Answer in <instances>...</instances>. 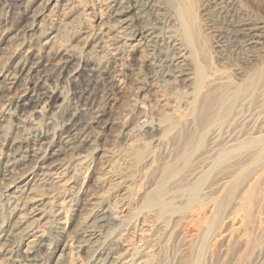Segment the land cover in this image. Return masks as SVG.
<instances>
[{"label": "bare ground", "instance_id": "bare-ground-1", "mask_svg": "<svg viewBox=\"0 0 264 264\" xmlns=\"http://www.w3.org/2000/svg\"><path fill=\"white\" fill-rule=\"evenodd\" d=\"M13 1L17 6V17L11 22L1 20L0 29L6 27L8 23H13L16 29H20L22 35L25 36L27 31H34L39 34L40 38L42 33L38 32L41 31L42 26L34 23L35 19L33 11L30 10L29 0ZM168 1L169 6L165 8L160 4L157 5L155 0H112V4L100 0L99 7L104 6L103 8L109 12V27L105 30V22L100 19L96 25V32L92 29L93 27H86L84 29L85 37L83 35L85 43L82 48L87 49L89 46L86 39L88 37L96 40V44H91L92 49L102 51L100 42L105 45L106 42H109L107 44L113 49L112 61L114 63L120 61L124 51L125 53L126 50L135 53L140 48V62L142 63L140 68H146V75L149 77L143 75L144 78L141 77L142 79L138 82L140 86L137 85V91L142 90L143 92V100L148 97L147 94L152 89L155 90L161 86L160 83L169 85L172 82H177L181 86L187 87L192 85V101L185 103L186 109H184L187 111L184 109L182 111H184L183 115L186 114V117L189 118L188 124H193V127L199 131L197 138L195 137V141L196 139L197 141L193 142L191 134H184L183 141H180L182 145L178 146V153L175 152L177 156L173 162L169 158L165 162L157 164L156 168H152V163L157 162L153 146L143 142V147L138 148L142 141H138L133 128L127 130L129 124L133 123V119H135L145 132L154 131V126L149 124L147 116L144 114L147 104L138 103L130 113L124 114L122 128L125 132L118 133L119 148L100 150L96 143L101 131L108 127V124L102 123L101 114L98 111L95 115L96 119H100L95 121L98 127L94 129L89 121L80 117V114L77 116V108L73 112L66 110L62 90H58L55 86L52 88L46 83V79L36 77L38 61L31 63V66L24 62H17L18 64H14V66L1 65L0 78L7 80L0 92V205L7 210L10 224L6 231L0 233L2 256L0 264H48L47 254L52 255L55 246L61 240L64 242L57 261L63 256H78L75 261L71 260L66 264H150L148 251H137L138 246L137 248L133 245L134 247L129 248L120 241L130 225L144 224V220L139 218L142 212H153L151 217L157 222H162L167 217L168 222L165 226L170 223L177 224L181 220L180 214H183V221L197 222L198 227L193 229L191 243L200 241L202 244V251L198 252V255H202L209 244H211V248H216L221 242L226 246L232 242V236L228 235L227 231L228 227L234 225L228 223L231 222L232 217H235L233 214L237 213L246 194L253 191L256 185L260 186L264 183L262 170L264 165H259L264 160V127L258 130L251 129L248 132L240 130L228 132L231 122L238 121L237 112L233 111V108L238 105L237 99L240 101L241 95L249 90L253 91L255 83L248 78L242 79L239 83L231 86L234 89L228 95L226 89L228 90L230 82L225 81L220 84L216 70L209 66L204 59H199L195 51L194 32L196 29L199 31L200 27L197 23L198 15L193 13L191 4L185 3V0ZM68 3L67 0L66 7H68ZM61 8H64L63 5ZM61 8L59 12H63ZM34 9L37 10L35 7ZM173 16L179 21V27L167 24V19ZM61 20L62 18L60 22ZM239 26V24L235 26L239 29L234 30L236 33L239 32L238 34L248 37V41L252 45L259 42L258 34L255 32L256 27L249 26L245 27L246 29H241ZM46 32L48 35L47 39L42 41L43 47L47 48L49 59L58 60L61 73L75 80L84 74L94 76L96 73H100L101 79L106 83L114 84L116 82L111 68H99L96 66L97 64L95 65L89 59L82 57L81 51H77L76 48H73L74 46L67 45L61 48L62 50L53 49L55 48L53 47L54 42L59 41L61 26H51ZM52 50L54 52H51ZM98 74L96 75L99 76ZM104 75L106 77H102ZM117 81L119 82V80ZM218 85L220 86L218 87ZM61 88L64 89L63 86ZM217 88L221 91L220 93L224 92V96L217 101L215 108L211 111L213 99L209 96L207 98V95ZM174 100L176 101V99ZM203 101H205L204 104ZM169 116L162 117L166 122L169 121L168 127L164 126L165 129L163 128L164 133H171L175 123L180 122L179 118L173 120L172 115L170 118ZM10 119H13V125L12 122L8 125ZM36 121L42 124L45 128L44 131H38ZM165 121L160 122L165 123ZM23 123L28 124L27 129ZM227 124L229 125L227 126ZM18 129L23 131L25 129L27 142H22L18 138L20 137L19 132L17 133ZM49 129L53 130L51 136L47 132ZM226 129L227 131H225ZM5 141H7L6 146H4ZM168 141L158 139L155 141V146L165 147L164 150L168 149L171 156V147L169 148V144H166ZM193 144L196 147L195 151L193 150L194 153H192V148H189ZM188 148L191 154L188 152ZM99 151L102 156L99 169L101 168L103 173L97 176L93 191L96 189V192L100 191L101 193L93 192L92 194L91 190L92 197L87 201L84 199L86 203L80 199L76 202L72 197L64 202L55 199L53 195L62 193L66 186L73 182L79 168L92 167V160L89 162L90 164L88 161L93 159ZM120 155L134 158L136 165L145 160L147 161L145 163L149 164L148 167L146 166L148 170L161 171L158 172L153 183L148 185L143 193V199L139 196L136 197L137 195L132 197L135 186L134 180L131 178L132 171L130 174L129 169L126 170V167L121 168L117 165ZM233 157H240V159L244 157L245 162L242 164L243 166H235L237 167L236 171H227L229 167L226 170L225 166L228 164H224V162L231 158L234 159ZM234 163H236L235 160ZM257 164L259 166H256ZM233 167L230 169L232 170ZM262 189L264 190L263 187ZM77 192V194H83V190ZM113 192L115 193L113 201L117 199L114 203L110 202L108 198ZM262 200L264 199L262 198ZM113 204H119L118 207H122L121 211L119 208V212H116ZM262 207L256 215L257 220L253 219L254 221L251 222L256 228L255 240L253 242L251 239H247L244 243L245 246L253 247L254 245L253 248H250L251 252L245 253L247 254L244 257L247 259L246 264H264V208ZM190 209L192 210L190 211ZM66 210L69 212L68 214ZM76 212H80V217L78 216L80 220L75 221L72 225ZM241 225L240 223L239 226ZM239 226L234 229H239ZM251 227L253 230L254 227ZM51 228L54 231L52 240L48 237V231ZM184 232L186 231L184 230ZM22 237L28 240L23 243L20 241ZM52 246L54 247L51 249ZM173 261L179 262L180 256L178 258L175 255ZM196 262L194 264H200L201 260L198 259Z\"/></svg>", "mask_w": 264, "mask_h": 264}, {"label": "rangeland", "instance_id": "rangeland-1", "mask_svg": "<svg viewBox=\"0 0 264 264\" xmlns=\"http://www.w3.org/2000/svg\"><path fill=\"white\" fill-rule=\"evenodd\" d=\"M55 1H56V4H54ZM68 1H69L68 7L70 8L65 6V3L67 2V0H45V1L44 0H29L31 12L35 11L34 7L37 8V10L34 13L32 12V14L35 19L34 23L42 26L41 31L38 32L40 34L42 33L41 37L39 38L38 37L39 34H37V32H34V31L32 32L27 31L24 36L22 35V32L20 31V29L19 30L16 29L13 23H8L6 27L1 28L0 29V67L1 65L2 66L3 65L14 66V64L16 65L22 62L26 63L27 65L30 64L28 66H31V63H37L38 61L39 64L37 63L36 77L37 78L40 77V79H46L47 81L46 83L50 87L52 86V88L56 87L58 90L60 89L62 90L64 100H65L64 107L66 110H69V111L72 110L71 112H73L77 108L76 109L77 116H79L78 114H80V117L85 121H89V123L94 127V129L98 127L95 121L100 118L102 119L101 121L103 124H108V127L103 128V130L101 131L99 140L96 143L100 150L103 149L105 151L107 148H119L120 144H119V139H118L119 138L118 133L125 132V130L122 128V123H123L122 119L124 117V114L126 115L130 113L134 109V106L138 103H144V105L147 104L145 106L146 108H144V114L147 116V121L149 122V124L150 125L152 124L154 126V131L149 130L150 132L148 133L145 132L140 127L139 122L136 121L135 119H133V123L129 124V127L127 128V130L130 128L131 129L133 128L135 134L137 135L136 138L138 139V141H142L138 148L143 147L142 146L143 142H146L150 146H153V150H155V160H157V162L155 161L154 163H152L151 165L153 166L152 168H156L160 164V162L161 163L165 162V160L169 158L171 159V162H173V160H175L174 158L177 156V153H178L177 152L179 148L178 146L182 145L180 141L184 139L183 138L184 134H188V133L191 134L193 136V142L197 141V139L195 141V137L197 138V134L199 131H197V129L193 127V124L189 125L188 124L189 118L186 117V114L183 115V112L187 111L185 110L186 109L185 103L192 101V98H193V95L191 94L192 85L191 86L189 85V87H187V86H181V84H178L177 82H172L169 85H163L162 83H160L161 86H159L155 90L152 89L150 91L151 93L149 92L147 94L148 97L144 98L143 100L142 99L143 92L142 90H139V92L137 91V85L140 86L138 82L142 78H144L143 75L147 78L149 77L148 75H146L147 69L140 68V66L142 65V63L140 62V59H141L140 48L135 53H131L127 50L125 53L124 51L122 55L124 58L122 57L119 61L121 63L119 62L114 63L112 61L113 60V57H112L113 49L107 44L109 42H106V45L100 42V44H102V51L99 49H95V48H93L94 49L93 51V49L91 48L92 47L91 44L92 45L93 43L96 44V40L88 37L86 39H87V43L89 44V46L87 47V49L82 48V46L85 43L83 42L84 41L83 35L85 37V34H86L84 33L85 31L84 29H86V27H93L92 29H94V32H96V25L98 24V20L100 19L101 21L103 20L105 24L107 22L106 25L104 24L105 30H107V28L109 27L108 20L110 19V17L108 18L109 12L103 8L104 6L99 7V4L101 3L100 0H68ZM217 1H214V0L213 1L212 0H185V3L189 2L191 4L193 13L198 15L197 23H198V26L200 27V30L202 28L201 32L200 30L198 31L197 29L194 32V40H193L194 48L198 54L199 59L201 60L204 59L205 62L207 61V64L209 66L213 67L216 70L217 76L219 78L218 81L220 84L225 81L230 82L229 83L230 85H228V90L226 89V93H228V95L231 94V92H233L232 90L234 88L232 89L231 86L235 83H239V81H241L242 79H247V78L251 79L252 82L256 84V85L254 84L253 91L249 90L244 95H241L239 97L240 101L239 99H237L236 103L238 105H236L235 103L236 106L235 108H233V111L237 112L238 121L236 120V121L231 122L233 125L231 124L229 126L228 132L232 133L236 130L238 131L240 130L243 132L245 131L248 132V130H251V129L258 130L264 127V0H220V2H217ZM106 2H109L110 4H112V0H104V3ZM155 2L157 5L160 4V6L162 7L165 6V8L169 6L168 0H155ZM221 4L223 5V7ZM62 5L64 8L66 7L65 10L64 8H61ZM51 6H52V9H51ZM60 8H61V11L63 12H59ZM101 9H103L104 12H106L107 14L104 13L103 10ZM16 12H18L17 6L15 5V2L13 0L12 1L11 0H1L0 1V21L1 20H8L10 22L14 21L15 18L17 17ZM148 13L150 14V12ZM61 18L62 20L60 22ZM64 21H65V24H64ZM59 22H60V25H59ZM48 23L50 26L48 25ZM167 24L169 26H176V27L180 26L179 21L174 16L169 17L167 19ZM238 24L240 25L239 28L241 29H246L249 26L256 27L255 32L258 34L259 42L252 45L251 43H249L248 37L246 38L243 34H238L239 32L236 33L234 30H239L238 28H235V26ZM51 26H61V33H62V34L60 33L59 41L56 40L54 42V45H55V46L53 45V47H55L53 48L54 50H57V49L62 50L61 48L66 47L67 45L74 46L73 48H76L77 51H81L82 57L89 59L95 65L97 64L96 66H99V68L101 67L111 68V73L112 75H115L116 82L114 84L106 83L103 79H101L100 73L99 74L96 73L99 76H97L96 74L94 76L92 75L87 76L86 74H84L83 76H80L76 80L74 78L73 79L69 78L67 75H64L63 73H61L60 72L61 68L57 63L58 60L54 61V59H49L47 57V48L43 47L42 41H45L48 35L46 30H48V28ZM66 26H67V29H66ZM231 30H233L234 33ZM33 35L34 37H31ZM86 50L88 51L86 52ZM34 52L36 53V56ZM51 52H54V51L52 50ZM126 58L128 59L127 61H126ZM135 75H136V78H135ZM102 77H106V76L104 75ZM51 79L52 81H50ZM6 80L7 79L5 78H0V92L2 91V88L5 85L4 82ZM117 80H119V82ZM62 86L64 89L61 88ZM219 86L220 85H218V87ZM180 87L183 90H181ZM220 92L221 91L219 90V88H217V89H213V91H211L209 95H207V98L209 96L211 99H213V105L211 106V111L213 110V108H215L214 106L217 104V101L222 99L224 96V92L222 93ZM179 94L181 95V97ZM174 99H176V101ZM168 102L170 103L167 104ZM204 103L205 101H203V104ZM182 104H183V107H182ZM183 109L184 111H182ZM96 111H98L101 114V117L98 119H96V115H97ZM168 115L170 116L172 115L173 120L174 119L176 120L179 118L180 122L177 121V123H175V126L172 129L173 131L171 133H167V132L164 133V129L168 127L167 123H169V121L166 122L165 118L163 119L162 117L168 116ZM12 120L11 119L9 120L8 125H10V122H12L11 124L13 125ZM162 120H164L165 123L160 122ZM23 124L26 125L25 129H27L28 124L27 123H23ZM36 124L38 125L37 126L38 131L45 130V128H43L40 122L36 121ZM228 125L229 124H227V126ZM164 126L166 127L164 128ZM25 129L24 131L21 129H18L17 131V133L19 132V136H20L18 138H20L22 142L23 141L27 142V137H26L27 135H25L26 134ZM225 131H227V129ZM47 132H48V135L51 136L53 130L49 129L47 130ZM158 139H161L163 141L169 140L166 144L167 145L169 144V148L171 147L170 148L172 151L171 156H170V151L168 149L164 150L165 147L163 148L160 146H155V141ZM6 144H7V141H5L4 146H6ZM0 145H1V141H0ZM194 145L195 144H193V146ZM193 146L192 145L189 146L190 149L192 148L191 149L192 153H194L195 148H196L195 146L194 147ZM189 148H188V152L190 151ZM9 158H12V157H9ZM233 158L234 159L232 158L229 159L230 161L226 160V162H224V164L229 165V166L228 165L225 166L226 170L229 167L227 171L229 170L236 171L237 167L243 166L242 164L245 162L244 161L245 159H243L244 157H241V159L240 157H233ZM91 160H92V163H91L92 167L90 166L91 168H89V166L88 167L83 166L82 168H79V170L77 171V174L75 175L73 179V182L71 183L68 182L69 184L66 186L65 190L62 193L53 195L55 199H57L60 202H64L68 198L72 197V199H74L76 202L80 199L83 201V203H86V201L92 197L93 192L98 193V194L101 193L100 191L96 192V189L93 191L95 184H96L97 176L100 175V173L101 174L103 173L101 168L99 169V167H101L99 165L102 160L100 151L97 155H94L93 159H90V161H88V164H90L89 162H91ZM125 160H127L128 162ZM234 160L236 163H234ZM240 160L242 161L240 162ZM263 161L260 162L259 165L261 166L264 165ZM145 162L147 161L142 160L141 162H138V165H136V162H134V158H130V156L120 155L118 157L117 165L121 168L126 167L125 168L126 170L129 169L128 171L130 172V174L132 171L131 178L134 180V184H135V186L133 187L132 197L137 195L136 197L139 196L143 199L144 197L143 193L147 189L148 185L153 183V180H155L158 176V172L159 173L161 172V171H158L157 169H155L154 172H152L151 170H148L147 167L149 166V164ZM259 165L257 164L256 166H259ZM230 167H233L232 170L230 169ZM262 168L261 169L264 172V166ZM138 181H139V184H138ZM261 185H263L262 187L264 188V183H262ZM260 186L259 184L256 185V188H254L253 191H251L249 194L248 193L246 194V197H244V199L242 200V205L238 207L237 213L233 214V216L235 217H232L231 222L228 223L230 225L231 224L234 225L233 227H228V231H227V234L232 236V239H233L232 242L233 241L234 242L233 243L230 242L227 246L225 245V243L221 242L218 244V246L220 245L219 247L216 246V248H211V244H209L206 247V250L202 253V255L201 254L198 255V252L202 251L201 249L202 244L200 243V241L199 242L196 241L197 243L196 242L191 243V241L193 240V233H192L194 232L193 229H197L198 227L197 222H189L186 220L183 221V218H182L183 214H180L179 217L181 216V220L177 224L170 223L168 226H165V224L168 222V218L166 217L165 219H163L162 222L161 221L157 222L155 221L154 218L151 217L153 212H142L139 218L144 220V224L143 225L136 224V226L130 225L129 228H127V231H125V234L123 233L122 237L120 238V241L122 242V244L124 243L123 245L129 248H131V246L134 247L133 245H135L136 247L138 246L139 248L137 247L138 248L137 251H141V252H143L144 250L146 252L148 251L147 253L148 255H150L148 256V258H150V264H194V262L196 261L198 262V259L201 260L200 264H242L243 262L244 264H246L247 259L244 257L245 255L248 254L249 251L250 252L252 251L250 249L252 246H249V245L245 246L244 243L247 239H251L254 242L255 240L254 237L256 235V231H255L256 228L254 227V225H252L253 223L251 224V222H253L254 220H257L256 215H258V212L260 211L261 207L264 206V200H262V198L264 199V190ZM79 190H83L82 195L77 194L78 193L77 191ZM111 195H110L111 197L110 196L108 197L110 202L113 201L115 197L114 196L115 193L113 192L111 193ZM0 199H1V196H0ZM114 201H117V199H115ZM113 206L115 207L116 212H119V208H120V211L122 209V207H118L119 204H113ZM1 207L2 206L0 205V233L6 231L10 224V219L8 218L7 210L4 207L2 208ZM191 210L192 209H190V211ZM66 213L68 214L69 212L67 211ZM79 214L80 212L75 213L72 225H74L75 221L80 220V218L78 219ZM240 223L242 224L241 226H239ZM250 225L254 227L253 230H251L252 227ZM237 226H239L238 227L239 229H234ZM186 228L188 231L186 230ZM50 230L48 231V234H49L48 237L50 238V240H52L54 231L52 230V228ZM184 230L186 232H184ZM232 231L234 232V235ZM27 240L28 239L24 237L20 239V241H22L23 243L26 242ZM252 241H251V245L253 244ZM63 242L64 240H61L60 242L57 243V245L55 246V249L53 250L52 255L47 254L48 264H66L68 261H71V260L75 261V258L78 257L75 255H73L72 257L68 255V256H63L60 260L57 261V257L60 253V248L62 247ZM241 242H243L242 244L244 245L243 246L244 249L241 246L242 245ZM53 247L54 246H52L51 249ZM208 249H210V251H208ZM246 252L247 254H245ZM181 254L183 257L181 256ZM175 255L178 256V258L180 256L179 262L173 261V258ZM1 259H2V256H1V251H0V260Z\"/></svg>", "mask_w": 264, "mask_h": 264}]
</instances>
